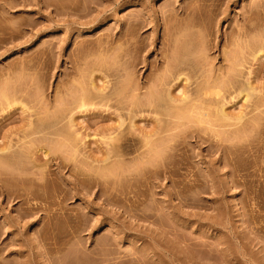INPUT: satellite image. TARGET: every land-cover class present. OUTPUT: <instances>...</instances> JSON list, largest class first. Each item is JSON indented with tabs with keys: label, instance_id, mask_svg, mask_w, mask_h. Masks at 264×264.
Listing matches in <instances>:
<instances>
[{
	"label": "rangeland",
	"instance_id": "rangeland-1",
	"mask_svg": "<svg viewBox=\"0 0 264 264\" xmlns=\"http://www.w3.org/2000/svg\"><path fill=\"white\" fill-rule=\"evenodd\" d=\"M163 51L183 91L221 86L204 110L128 111L121 82L145 97ZM258 52L264 0H0V145L37 144L0 164V264H264Z\"/></svg>",
	"mask_w": 264,
	"mask_h": 264
},
{
	"label": "bare ground",
	"instance_id": "bare-ground-1",
	"mask_svg": "<svg viewBox=\"0 0 264 264\" xmlns=\"http://www.w3.org/2000/svg\"><path fill=\"white\" fill-rule=\"evenodd\" d=\"M165 30H166V29H165ZM163 31H164V30H163ZM127 32H129V31H127ZM163 33H164V32H163ZM162 37H163V36H162ZM162 39H163V38H162ZM164 40L167 41V39H164ZM167 42H168V41H167ZM167 42H166V43H167ZM162 43H163V42H162ZM166 43H165V44H166ZM165 44H163V45H165ZM166 45H168V43H167ZM166 45H165L164 47H166ZM161 47H162V46H161ZM126 48H127V47H126ZM135 48H136V47H135ZM128 49H129V48H128ZM128 49H127L126 52H124L125 54L128 52ZM122 50L124 51L125 48H123ZM122 50H120V51L122 52ZM134 50H137V48L134 49ZM121 52H120V55H123V56H124V53H121ZM163 53H165V51H163ZM164 56H165V62H164V64H162L163 67H164V68H163V69H164V70H163L164 72H162V75H161V73L159 72L158 75H159L160 77H159L158 75H156L157 73H156V74L152 73V74H154L155 77L157 76L156 78H154L155 80L153 81V77H154V76H152V75L150 74V72H148V73H149L151 76H149V75L146 74V73L144 74V75H145V77H144L145 81H149V80H151V82H152V83H150L151 85L149 84L150 86H148V88H147V86L145 87V90L147 89L146 92H145L146 94L143 93L145 97H143V96H142L143 98L140 97V96H139L140 94H139V92H138V91H139L140 89H142V87H144V86H141V85L139 86V84H137V83H133V82H137L138 79H137V81H136V80H135V81H131V82L128 81V80L130 79L129 74L131 75V80H132V79H133L132 76H135V75H132L133 71H134V74L137 73V72L135 73V70H133L132 73H128V74H127L128 77H126V78H127L128 80H125V79H124L125 82H124V81L121 82L120 85H122V87H125V88L122 89L123 91L121 90L122 87L119 88L120 90H117L118 92L114 91V92H115V95L117 96V95H120V92H119V91H122L121 93H127V90H129L127 95H129V98L131 97V99L128 101V102H130V105H129V109H128V111H130V112H135V111H136V112H137L138 110H141V109L143 110V108L146 107V108H151L150 110H151V111L153 110L156 114H162L160 111H159V113H157V111H156V109L158 110V104H159V100H160V102H161L160 104H161V105H163V104L166 105V104H167V105H166V107L168 106L167 109H168V108H169V109L172 108V110H171V109H170V110H171V112H173V113H172L173 116H174L175 118H178V117H177V114L179 113V109H181V108H184L185 110L188 109V110L186 111L187 113L192 112V111H193V108H197V109H200V108H201V109L204 110L205 107H207V106L204 105L203 103H205V102H207V101H209V100L211 99V98H208L207 95H209L210 97H212L211 95H213V94H214L215 96H218V95H219V92L221 91V86H218L219 89H218V88H215L216 86H214V85L212 86V83H211L210 81L208 82V80H207V82H204V81H203L205 85H204V84L201 85L202 83L200 82L199 86H201V88H202L203 90H202L200 87H198V89H196V92H198L197 90H199V88L202 90V91H200L201 93L198 92L202 97H201V96L196 97V96H198L199 94L195 92V87L193 88V89H194L193 92H191V89H192V88H191L189 91H188V90H187V91H183V90H186V89H185V88L187 87L186 85L189 84V81H190V80H189V81H187V80L189 79V77L192 76L191 74H188V75H191V76H189L188 78H187V76H186V72L188 71V70H187V69H188V68H187V65L184 64L186 68L183 66V67L185 68V70H186V72H185V70H184L183 67H182V64L180 63V62H182V61L178 62L179 60H177L175 57H173V58H175V59L177 60V62L174 61L175 59H172V58H171L172 60H169V61H172V62L174 61V64H170V63H172V62H170V63H169V62H168V63L166 62V61H168V60H167V57H166V53H165ZM164 56H163V57H164ZM257 56H258V57H263V56H264V53H263V52H258ZM160 57H161V56H160ZM163 57H162L161 60L158 62L159 65H160L161 63H163V60H164ZM120 58H121V56L119 57V59H120ZM162 59H163V60H162ZM122 60H123V58L121 59V63H122L121 65H122V67H123V65H124V67H125V66L128 64V61L123 60V61H125V63H126V64H123L124 62H123ZM175 62H176V63H175ZM165 63H166V64H165ZM183 63H185V62L183 61ZM118 65H119V64H118ZM128 65H129V64H128ZM143 65H144V64H143ZM159 65H158V66H159ZM162 65H161V66H162ZM164 65H165V66H164ZM146 66H147V64H146ZM151 66H152V64H151ZM151 66H149V67H151ZM158 66H157V67L155 66L156 69L158 68ZM161 66H159V67H161ZM119 67H121V66H119ZM124 67L122 68V70H124ZM126 67H128V66H126ZM153 67H154V65H153ZM132 68H134V65L132 66ZM135 68H136V67H135ZM147 68H148V66H147ZM148 69H149V68H148ZM148 69H147V70H148ZM156 69H155V70H156ZM192 69H193V68H192ZM125 70H126V69H125ZM182 70H183V71H182ZM189 70H190V69H189ZM193 70H194V69H193ZM193 70H192V71H193ZM149 71H151V68H150ZM192 71H191V73H192ZM184 72H185V73H184ZM144 75H143V76H144ZM148 76H149V77H152V79L149 78V80H148ZM172 79H173V80L175 79L176 81H177V80H180V81H178V82H181V81H182L183 84H184L183 87H182L183 89L181 90V91H183L184 93L182 92V93H183V94H182L183 97L180 98V100H178V99L175 98V97H172V95H171V96H168V95H167L168 91L170 90V86H171V85H168V84H169L170 80H172ZM184 81H185V82H184ZM186 81H187L188 83H187ZM126 82H127V83H126ZM143 82H144V81H143ZM122 83L124 84V86H123ZM125 83H126V86H125ZM167 83H168V84H167ZM174 83H175V82H174ZM185 83H187V84L185 85ZM142 84H143V83H142ZM145 84H146V83H145ZM145 84H144V85H145ZM166 84H167L168 87H169L168 90H165V87H164V89H162V87H163L164 85H166ZM175 84H176V83H175ZM175 84H173V86H175ZM213 84H214V83H213ZM197 85H198V84H196L195 86L197 87ZM248 86H249V85H248ZM248 86H247V89H248ZM92 87H94V86L92 85ZM171 87H172V86H171ZM222 87H223V86H222ZM249 88H250V86H249ZM251 88H252V87H251ZM251 88H250V89H251ZM126 89H127V90H126ZM247 89L244 90L245 92H244L242 89H241L242 91L239 90L238 95H239V93H240V95L243 94L244 98H245V97L249 98V97L251 96L250 93H251V91L253 90V88H252V90L248 89V90H250V91H249L250 93L248 92ZM115 90H116V89H115ZM160 90H162V92H159ZM165 91L167 92L166 95L168 96V98L166 97L165 94H164L165 97L161 96L163 93H165ZM211 91H212V92H211ZM114 92H113V93H114ZM186 92H187V93H186ZM241 92H242V93H241ZM116 93H117V94H116ZM159 93H161V94H159ZM189 93H191V95H192L191 97H190V94H189ZM192 93H193V94H192ZM195 93H196L197 95H195ZM130 94H132V96H130ZM158 94H159V95H158ZM170 94H171V91H169V95H170ZM187 94H189V95H187ZM193 95H195V96L193 97ZM158 96H161V97L164 98V99H162L161 97H160V99H159ZM114 97H115V96H114ZM166 98H167V99H166ZM161 99H162V100H161ZM208 99H209V100H208ZM80 100H81V101H80ZM80 100H79V101H80L81 103L79 102V104H81V105L78 104V106L82 107V105L84 106V104H83V103H84V102H83L84 100H83V98H81ZM164 100H166V102L163 103ZM211 100H212L211 102H213V99H211ZM82 102H83V103H82ZM156 102H158V104H157ZM177 102H181V104L178 105ZM208 103H209V102H208ZM128 104H129V103H128ZM156 104H157V105H156ZM160 104H159V106H160ZM206 104H207V103H206ZM155 105H156V106H155ZM202 105H203V106H202ZM19 106H21V105H19ZM208 106H209V105H208ZM21 107H23V106H21ZM198 107H199V108H198ZM155 108H156V109H155ZM21 109H22V108H21ZM154 109H155V110H154ZM177 109H178V111H177ZM201 109H200V110H201ZM219 109H222V106H221V108H219ZM219 109H218V111H219ZM148 110H149V109H148ZM170 110H169V111H170ZM173 110H174V111H173ZM175 110H176V112H175ZM174 113H175L176 115H175ZM172 114H170V115L172 116ZM206 114H208V113H205V115H206ZM218 114H219L218 117L220 116L219 118H220L221 120H222V119L225 120V118H226V114H224V111H223V110H220V111L218 112ZM179 115H180V113H179ZM207 116H208V115H207ZM179 117L181 118V115H180ZM69 120L72 121L70 118H69ZM70 123H71V122H70ZM176 124H177V123H176ZM176 124H175V125H176ZM28 125H30V123H29ZM28 127H29V126H28ZM30 127H31V129H27V131L23 132V133H25L24 135H23V133H22V139H23V136L25 137V136H27L28 134H30V130H33V128H35L33 124H32V126H30ZM30 127H29V128H30ZM32 127H33V128H32ZM34 131H36V128H35ZM39 131H40V130L34 132V134H37ZM41 131H42V130H41ZM41 131H40V132H41ZM26 132H27V133L29 132V133L27 134ZM31 134H32V132H31ZM31 134L29 135L30 137L27 136V138H28V139L31 138V141H33L35 138H34ZM58 135L62 136V135H64V133L62 132V134L60 133V134H58ZM64 136H65V135H64ZM64 136H62V137H64ZM66 136H67V135H66ZM121 136L123 137V140L126 138V137H124L123 135H121ZM125 136H126V135H125ZM43 137H44V139H43ZM43 137H40L41 140H43V141H42L43 143H44L45 141H49V140L46 139L47 136H46V137L43 136ZM122 137H119V139H118V138H117V139H118V140H122ZM25 138H26V137H25ZM27 138H26L27 141H26V142L23 141V144H21V145L19 146V148L21 147L20 149H25V151L27 152L26 155L24 154V157H23V153H22V152H24V150H23V151H22V150H20V151H19V150H14V149H17V148H14L15 146L13 147V145H12V147H10L9 144H8V145H7V144H6V145H3V146L0 145V162H1L0 164H1V166H5V165H4L5 161H8V160L10 159V157H11V154H10V156H9V153H10V152H13V153H12V158H11V159H14L13 156H14V155L17 156V155H16V154H17L16 152H18V151H19L20 153L18 154L19 156H17V158L15 157L16 159H18V158L21 156V154H22L21 157H22L24 160L26 159L25 161H26L27 163H30V160H31V159H32V160H31V165H32V163H35V162H33V159H34V158H30V156L32 155V151H33V150H30V148H31V149L33 148V149H34V146H33V145H35L36 143H33V144H32V143L30 142V139L28 140ZM32 138H34V139L32 140ZM67 138H68V136H67L65 139H67ZM39 140H40V139H39ZM123 140H122V142L124 143ZM125 140H126V139H125ZM120 143H121V142H120ZM31 144H32V145H31ZM36 145H37V144H36ZM121 145H122V144H120V146H119V144H118V147L121 148ZM49 146L51 147V145H49ZM49 146H48L47 144H45L44 147H42V148H45V152H44V154H43V156H44L45 158H48L47 156H49V155L51 156V154H52V153L50 154V152H52V149H53V148L51 147V149H50ZM39 147H40V145H39ZM115 147H116V145H115ZM115 147H114L113 149H115V152H116V150L118 149V147H117V148H115ZM11 148H12V149H11ZM10 149H11V150H10ZM13 150H14V151H13ZM43 150H44V149H43ZM49 150H50V151H49ZM118 150H119V149H118ZM118 150H117V151H118ZM53 151H54V150H53ZM26 152H24V153H26ZM113 152H114V151H113ZM14 153H15V154H14ZM29 153H31V154H29ZM28 154H29V155H28ZM7 156H8V157H7ZM27 156H29V157H27ZM5 157H7L8 160H7ZM25 157H27L28 159H30V160H28L29 162L27 161V158H25ZM4 158H5V161L2 162V160H3ZM11 159H10V160H11ZM16 159H14V161H13L14 163H15V160H16ZM46 161H47V159H46ZM9 162H10V161H9ZM9 162H8V163H9ZM11 162H12V161H11ZM11 162H10V163H11ZM43 162H44V161H43ZM44 163H46V162H44ZM44 163H43V164H44ZM35 165H36V164H35ZM5 167H6V166H5ZM4 169H5V168H1V167H0V188H4V190H5L6 187H3V185H2L3 180L6 179V178H8L11 174H12V176H14L13 173H14L15 170H14L13 168H10V167H9V168L7 167V169H5V170H4ZM8 169H9V170H8ZM11 169L14 170V171L12 172ZM7 170H8V171H7ZM4 171H5L6 173H5ZM10 171H11L10 175H8V177H5V175H7ZM4 174H5V175H4ZM3 175H4V176H3ZM15 175H16V178L20 177V176H19L20 174H18V173H16V172H15ZM17 175H18V177H17ZM12 176H10V178H11ZM3 178H4V179H3ZM10 178H9V179H10ZM14 178H15V177H14ZM14 178H13V179H14ZM16 178H15V179H16ZM11 179H12V178H11ZM5 181H6V180H5ZM7 181H8V180H7ZM7 181H6V182H7ZM97 183H98V182H97ZM98 184H99V183H98ZM6 189H7V188H6ZM0 190H1V189H0ZM0 192H1V191H0ZM4 192H5V191H4ZM5 193L8 195V191L5 192ZM9 196H10V194H9Z\"/></svg>",
	"mask_w": 264,
	"mask_h": 264
}]
</instances>
